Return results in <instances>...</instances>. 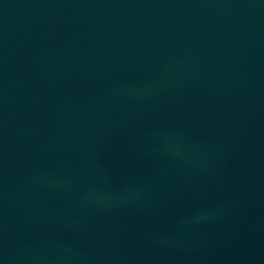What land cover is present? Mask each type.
Listing matches in <instances>:
<instances>
[{"label":"water","instance_id":"water-1","mask_svg":"<svg viewBox=\"0 0 264 264\" xmlns=\"http://www.w3.org/2000/svg\"><path fill=\"white\" fill-rule=\"evenodd\" d=\"M0 264H264V0H0Z\"/></svg>","mask_w":264,"mask_h":264}]
</instances>
